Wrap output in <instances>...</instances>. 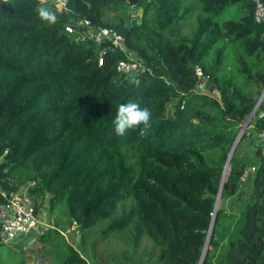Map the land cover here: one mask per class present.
Masks as SVG:
<instances>
[{"label":"trees","instance_id":"obj_1","mask_svg":"<svg viewBox=\"0 0 264 264\" xmlns=\"http://www.w3.org/2000/svg\"><path fill=\"white\" fill-rule=\"evenodd\" d=\"M54 1L0 0V208L24 194L54 217L29 247L0 230V264H199L229 151L264 87L254 2ZM131 3L142 6L139 23L109 18ZM100 27L126 49L108 51L102 65L88 35ZM128 56L149 70L138 82L116 71ZM195 67L217 95L200 90ZM250 122L256 136L264 130L257 114ZM256 152L246 178L249 162L236 150L229 161L201 264H264ZM222 201L233 204L230 216ZM61 220L77 229L78 244L60 234ZM111 243L114 259L94 250Z\"/></svg>","mask_w":264,"mask_h":264},{"label":"built area","instance_id":"obj_2","mask_svg":"<svg viewBox=\"0 0 264 264\" xmlns=\"http://www.w3.org/2000/svg\"><path fill=\"white\" fill-rule=\"evenodd\" d=\"M255 5L254 20L258 24L264 25V0H252ZM137 4L131 3L128 6L129 21H134V13ZM85 27L90 24L87 20L82 21ZM68 34H73L74 30L71 26L65 27ZM88 35L92 41L101 48L99 65L103 63V56L108 52L126 53L124 46V38L115 30L107 27H100L95 30H89ZM83 37L86 35H82ZM116 71L125 77L133 78L135 82L139 81V77L149 70L134 56L127 57L125 60H120L116 64ZM195 73L199 79L200 84L206 82L208 77L204 76L199 67H195ZM263 99L257 101L258 107L256 109L258 119L264 120V111L258 112V108ZM257 140L260 144L261 157L264 162V130L258 133ZM255 167H246L243 171L242 179L248 177L255 172ZM35 211L32 200L26 195H15L7 204L0 208V230L5 238L13 236H24L35 233L42 227L41 218Z\"/></svg>","mask_w":264,"mask_h":264},{"label":"rangeland","instance_id":"obj_3","mask_svg":"<svg viewBox=\"0 0 264 264\" xmlns=\"http://www.w3.org/2000/svg\"><path fill=\"white\" fill-rule=\"evenodd\" d=\"M51 0H41V2H43V3H45V2H50ZM54 1V0H53ZM55 3L57 2L56 0L54 1ZM121 8V11H118V12H115L114 13V15H113V12L112 13H110L109 12V14H108V16H109V18H113V17H120V18H122L123 20H124V22L126 23V24H132V22L131 21H129V18H128V15H127V5H123L122 7H120ZM116 14V15H115ZM140 16H142V6L141 5H139V6H137V8H136V11H135V13H134V22L135 23H139V18H140ZM263 90V89H262ZM262 90H261V92H262ZM261 92H260V94H261ZM260 94L259 95H257V97H256V101H255V105H254V108H256L257 109V107H258V99H259V96H260ZM264 98V97H263ZM245 123V122H244ZM244 123L241 125V127L244 125ZM241 127H240V129L238 130V132H237V135H236V137L238 136V134L240 133V131H241ZM245 129L246 128H244V130L240 133V138H241V136L243 135V133L245 134ZM251 133V136H252V139L250 140L251 141V146L253 147V148H246L245 147V139L247 140V136H246V138L242 141V142H240L239 144H238V142H239V140H240V138H239V140H238V142H237V144H236V147H235V149H234V151L236 150V154H238V156H241V155H243V151L245 152V153H247L248 155H253V154H255L256 153V149L258 148V145H257V136H256V133H255V131H251L250 132ZM248 137H250L249 136V134H248ZM234 151H233V153H234ZM233 155V154H232ZM19 193H25L22 189L19 191ZM24 195V194H23ZM219 203H220V200H219ZM219 203H218V205H219ZM219 206H217V208H218ZM221 208L225 211V213H226V215H231L232 214V211H233V209H234V206H233V204L230 202V201H222L221 202ZM219 209V208H218ZM239 211V209L237 208V212ZM39 215H41V222H42V230L41 231H43L44 229H47L48 227H53V219H54V217L53 216H51L50 214H49V210H48V205H45V206H43L42 207V209L39 211ZM62 221V220H61ZM231 221V219L230 218H227V219H225V221H223L222 223H221V227H220V230L222 229V228H226L227 227V225H228V222H230ZM100 226H102V224H100V225H96L92 230H90L91 232H90V236L91 237H89V239L87 240V247L89 248L90 247V244H92V243H94V240L96 239V237L98 236V232H96V230L100 227ZM59 230H61V235L62 236H64V238L69 242V243H71V244H73V245H76V244H78L79 243V240H80V237H79V233H78V231H77V229H74L73 227H70V225L67 223V221L66 220H63L62 221V224H60V227H59ZM17 241V243H18V245H20V246H22V247H28L27 245V243H28V241H29V239L28 238H24V237H21V238H19V239H17L16 240ZM52 241H54L55 243H56V245H58V244H60L61 243V240H59V239H53ZM36 247H38L37 245H36ZM116 243H111V244H109V246L107 247V248H105V246L103 247V249H101V247H99V246H96L95 248H94V250H96L97 252L99 251V250H104L105 251V253H107V252H109V253H107L106 255L107 256H109V258H111V259H114V258H116L117 257V255H118V251L115 253V251H116ZM111 252H110V251ZM115 250V251H114ZM88 253H92L91 252V250L89 249V251H88ZM95 253V252H94ZM1 255L2 256H8V257H13L12 258V260H16V258H14V255L13 254H11L10 253V251L9 250H5V251H2V253H1ZM33 259V258H32ZM88 260H89V262L91 263L92 262V260H90V258H88ZM33 264H37L35 261H33ZM38 264H40L39 262H38Z\"/></svg>","mask_w":264,"mask_h":264},{"label":"water","instance_id":"obj_4","mask_svg":"<svg viewBox=\"0 0 264 264\" xmlns=\"http://www.w3.org/2000/svg\"><path fill=\"white\" fill-rule=\"evenodd\" d=\"M200 90H202V91H207V92H211V93H213V94H215V95L218 94V92H217V90L215 89L214 85H212L210 82H207V81L200 85ZM263 97H264V87H263V90H262V92H261V94H260V96H259L258 101L261 100V99H263ZM255 112H256V108H253V110L251 111V113H250V115L248 116L247 120L245 121L244 125L241 127V131H240V133L244 130V128L246 127V125L248 124V122L252 119V117L254 116V113H255ZM240 133H239L238 136L235 138V141H234V143H233V145H232V147H231V149H230V151H229V154H228V158H227L226 164L229 163V161H230V159H231V157H232L233 151H234V149H235V147H236V144H237V142H238V140H239V138H240ZM226 164H225V165H226ZM222 183H223V181H222V178H221V183H220L219 192H218V194H217L216 201H215L214 213H213V215H212V221H211L210 229H209V232H208V238H207V241H206V243H205L204 251H203V255H202V258H201V261H200L199 264H201V262H202V259H203L204 253H205V249H206L207 244H208V239H209V236H210V233H211V230H212V225H213V222H214V219H215V211H216L215 209H216V206H217L218 200L220 199V193H221ZM218 198H219V199H218ZM40 233H41V231H37V232H36L37 236H38ZM15 237H16V236H15ZM34 241H35V240H34Z\"/></svg>","mask_w":264,"mask_h":264},{"label":"crops","instance_id":"obj_5","mask_svg":"<svg viewBox=\"0 0 264 264\" xmlns=\"http://www.w3.org/2000/svg\"><path fill=\"white\" fill-rule=\"evenodd\" d=\"M56 6L58 7V9L61 7V4H59V3H57L56 4ZM251 121V120H250ZM248 122V124L246 125V127L245 128H247V132H246V135H247V140L245 139L244 141H245V147L246 148H253L252 146H251V139H252V136H251V131H255V129H254V126H253V124L251 123V122ZM248 134H249V136L250 137H248ZM257 145L258 146H260V144H259V142H258V140H257ZM239 158L240 159H243V160H246V161H248L249 162V164H248V167H255V165H258L259 164V159H260V156H259V154L256 152L255 154H253V155H248L247 153H245L244 151H243V155H241V156H239ZM39 215V214H38ZM39 217L40 218H42L41 217V215H39ZM42 228L43 227H40V230L39 231H41L42 230ZM49 228V227H48ZM47 228V229H48ZM44 230H46V229H44ZM43 230V231H44ZM35 236H37V234H36V232L35 233H32V234H29V235H24L23 237L24 238H28L29 239V241H28V247L29 246H31V245H33L34 243H36V237ZM6 239H8V238H6ZM10 240H17L18 239V237H15V236H13V237H10L9 238ZM35 240V241H34ZM17 242V241H16ZM39 247V246H38Z\"/></svg>","mask_w":264,"mask_h":264},{"label":"bare ground","instance_id":"obj_6","mask_svg":"<svg viewBox=\"0 0 264 264\" xmlns=\"http://www.w3.org/2000/svg\"><path fill=\"white\" fill-rule=\"evenodd\" d=\"M228 169H229V163H227L224 167V170H223V173H222V181L224 182L225 178H226V175L228 173ZM219 199V198H218ZM218 203H219V200H218ZM218 203H217V206H218ZM217 206H216V209L217 210ZM216 212V211H215Z\"/></svg>","mask_w":264,"mask_h":264}]
</instances>
